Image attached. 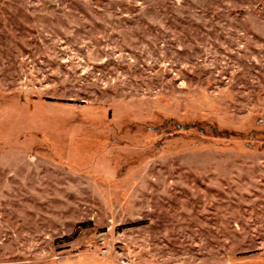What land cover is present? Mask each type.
<instances>
[{
    "label": "rangeland",
    "instance_id": "1",
    "mask_svg": "<svg viewBox=\"0 0 264 264\" xmlns=\"http://www.w3.org/2000/svg\"><path fill=\"white\" fill-rule=\"evenodd\" d=\"M0 264H264V0H0Z\"/></svg>",
    "mask_w": 264,
    "mask_h": 264
}]
</instances>
